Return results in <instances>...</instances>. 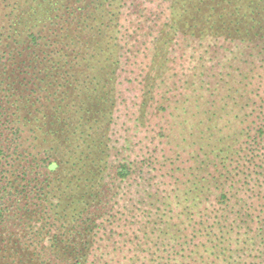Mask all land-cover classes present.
Masks as SVG:
<instances>
[{
    "label": "trees",
    "instance_id": "16d2710c",
    "mask_svg": "<svg viewBox=\"0 0 264 264\" xmlns=\"http://www.w3.org/2000/svg\"><path fill=\"white\" fill-rule=\"evenodd\" d=\"M127 2L0 0V264H111L127 197L149 211L125 264H264V0L129 2L153 37L138 121L154 103L170 162L164 190L134 194L133 162L111 160ZM179 40L249 70L230 92L195 63L169 76Z\"/></svg>",
    "mask_w": 264,
    "mask_h": 264
},
{
    "label": "rangeland",
    "instance_id": "374dc122",
    "mask_svg": "<svg viewBox=\"0 0 264 264\" xmlns=\"http://www.w3.org/2000/svg\"><path fill=\"white\" fill-rule=\"evenodd\" d=\"M134 0H128L127 8L124 11L123 21L121 24L124 25L123 31L126 32L127 36H131L133 32L135 35L131 36L132 39H128V45L125 57L122 61V69L120 73V86H119V101L117 110L115 112V117L112 125V150H111V160L112 164L116 165L117 162L123 161L126 159L127 162H133L137 175L135 179L129 182L128 188L126 189L127 193L131 194L140 191L142 186L153 192L154 190H164L165 187L169 184V178L163 176L160 171H162L163 166L169 167V152L167 151L166 160L154 162L155 157H161L159 149L155 146L158 139L157 137V127L158 124L154 127L156 119L153 117L155 111V106L149 104L147 109L148 117L143 123V125L138 121L140 118V104H142L144 99V88L142 86L143 78L145 74V66L148 64V57L152 52L151 40L152 38H147L144 42L137 38V34L146 35L148 31L144 26H130V21L134 17L132 14V9L130 8V3ZM130 2V3H129ZM152 32V28L150 31ZM142 41V43H141ZM179 40L178 43L174 44L171 49V54L169 57L171 61L168 63V72L167 75L172 76L174 74L180 75L183 72H186L187 68L191 64L195 63L197 68H200L198 72H201V67L204 70H208L205 76H208L209 79L215 78L214 81H221L220 84H225V91H232V77L233 73L235 75H245L249 67L248 66H238L239 70L235 72L230 67L233 64V61H230L232 58L227 51L219 50L218 43H215L217 47L214 49V53L211 56L208 54L212 51V48L204 46L200 48V44H192L191 50L190 46L188 47L187 42H182ZM214 44V43H212ZM195 45V46H194ZM206 50V52H205ZM201 56H208L209 58L204 62ZM205 63L208 65L204 67ZM250 64V63H249ZM195 68L194 66H192ZM252 68V66H250ZM202 69V70H203ZM228 74V75H227ZM164 95V94H163ZM224 97V95H222ZM151 106V107H150ZM224 112V111H222ZM164 156V154L162 155ZM140 194V192L138 193ZM141 199H131L127 197L125 200L121 201L123 206V215H118L117 222L114 226H119L115 236L112 238V241H109L108 244L103 242V251L104 247L107 246L105 251H108L109 258L113 256L111 264H125L126 260H123L124 256L127 255V258L130 254H126L127 251H132L133 247L130 245L131 242L135 241L134 231L137 228L138 221V210L140 213L149 211V208L146 204V210L140 209ZM127 209L131 211V215L126 218L120 219L125 214H127ZM133 211V212H132ZM153 215L150 221H154L157 217L154 215L155 210L151 212ZM119 218V219H118ZM111 222H114L113 219H110L108 225L111 226ZM160 224V223H159ZM121 227H126L122 229ZM155 228V227H154ZM161 228V227H160ZM110 234V233H109ZM108 234V237H109ZM106 239V238H105ZM154 251L160 250L166 252V247H156L152 246ZM122 250L123 253L119 254ZM163 256H166L163 254Z\"/></svg>",
    "mask_w": 264,
    "mask_h": 264
}]
</instances>
